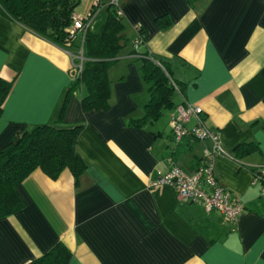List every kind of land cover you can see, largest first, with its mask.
<instances>
[{"label": "crops", "instance_id": "1", "mask_svg": "<svg viewBox=\"0 0 264 264\" xmlns=\"http://www.w3.org/2000/svg\"><path fill=\"white\" fill-rule=\"evenodd\" d=\"M80 0L101 35L107 9ZM96 6L93 14L92 8ZM123 47L108 70L110 106L83 111L82 88L67 99L73 79L66 49L0 10V78L13 80L0 114V150L41 126H81L76 150L85 169L75 183L69 169L56 179L33 170L18 187L22 208L0 218V264H28L62 243L68 264H264V0H120ZM165 63L179 89L174 106L136 127L150 100L133 51ZM197 106L219 131L228 156L215 154L214 174L244 205L235 223L216 210L182 201L169 185L150 181L171 157L192 175L210 140H174L177 104ZM192 122L190 123V125ZM253 149L236 156V148ZM235 155V157H234ZM231 156V157H230Z\"/></svg>", "mask_w": 264, "mask_h": 264}, {"label": "trees", "instance_id": "2", "mask_svg": "<svg viewBox=\"0 0 264 264\" xmlns=\"http://www.w3.org/2000/svg\"><path fill=\"white\" fill-rule=\"evenodd\" d=\"M79 2L80 0H0V10L57 46L75 52L81 47L77 41H72L69 46L66 44L69 42ZM95 9L96 6L90 14ZM106 9L108 15L103 33L96 35L89 29L86 31L82 45L85 60L79 75L73 76L60 113V122L63 121L67 99L82 88L86 89V94L80 100L83 111L107 109L110 106L108 70L123 47L125 25L113 6L107 5ZM144 42L142 28L141 44ZM133 51L142 59L140 72L150 93L145 117L131 119L129 122L139 127L148 118L157 117L165 108L174 106L173 96L179 86L165 63L139 50ZM12 84L13 80L0 78V114ZM81 130V126L68 129L41 126L24 133L16 143L0 150V218L22 208L18 187L37 168L52 179H56L67 168L73 174L75 183H78L85 169L76 150ZM252 149L250 144L241 145L235 150L236 156ZM70 259V251L64 244L57 243L28 264H68Z\"/></svg>", "mask_w": 264, "mask_h": 264}, {"label": "built area", "instance_id": "3", "mask_svg": "<svg viewBox=\"0 0 264 264\" xmlns=\"http://www.w3.org/2000/svg\"><path fill=\"white\" fill-rule=\"evenodd\" d=\"M97 3L98 6L103 7L113 6L116 9L117 16L123 17L120 0H98ZM89 27L90 17H74L69 42L66 45L69 46L72 41H77L81 47L75 52L70 49L66 50L71 58V73L75 77L81 72L85 60L82 45ZM134 30L135 37L132 40V47L138 50L141 45L142 26L136 24ZM170 128L176 142L185 137H191L199 141L210 140L212 150L204 152L201 164L192 175H188L169 157L170 168L166 173L156 175L150 181V186L169 185L176 191L182 201L199 203L207 212L216 210L226 220L235 223L243 212L244 205L238 198L232 196L231 191L220 184L214 174L215 154H223L229 157L221 146L219 131L211 129L207 125L201 110L187 102L175 106L170 119ZM253 172L254 180L264 182V166H256Z\"/></svg>", "mask_w": 264, "mask_h": 264}]
</instances>
